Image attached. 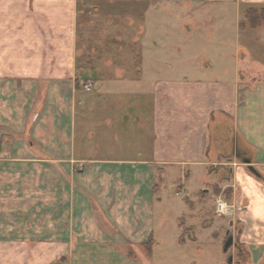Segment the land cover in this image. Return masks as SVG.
Instances as JSON below:
<instances>
[{
    "label": "crops",
    "instance_id": "1",
    "mask_svg": "<svg viewBox=\"0 0 264 264\" xmlns=\"http://www.w3.org/2000/svg\"><path fill=\"white\" fill-rule=\"evenodd\" d=\"M165 1L0 0V146L8 153L0 158V264H25L36 250L21 245L38 240L51 256L53 241L89 240L100 256L131 258L135 249L149 255L154 240L152 251L164 247L174 264L186 255V264H223L221 249L227 264H264V43L217 59L203 49L181 67L191 48L179 45L181 17L219 13L191 9L198 0H173L185 9ZM223 1L241 13L264 3ZM133 7L143 9L133 16ZM132 44L141 50L136 73L127 66ZM86 47L106 52L85 62ZM168 177L196 217L178 219L177 229L156 219ZM218 196L241 209L200 247L196 224L223 231V218L211 217ZM183 225L192 233L181 243ZM80 249L87 258L89 246Z\"/></svg>",
    "mask_w": 264,
    "mask_h": 264
},
{
    "label": "rangeland",
    "instance_id": "2",
    "mask_svg": "<svg viewBox=\"0 0 264 264\" xmlns=\"http://www.w3.org/2000/svg\"><path fill=\"white\" fill-rule=\"evenodd\" d=\"M158 7L162 8L161 5H159ZM164 7L168 9H171L174 7L185 9L188 6H186L185 2L183 1L177 2V1L169 0V1L164 2ZM190 7L191 9H195L200 12H214V13L217 12L219 13V15L217 17H212V16H208L204 14L200 17H196L195 18L196 21L192 20V18H189L188 16L181 17L182 27H181V32L178 37L179 45L184 49L187 44H189L191 47L189 49H185L184 50L185 52L181 54V57H182L181 65H183L181 67H184L188 59V56L200 53L203 49H205L206 53L211 58L217 59V58H225L226 57L225 53L238 54L239 51H241L240 53L242 55V54H246V51H247L246 49L249 47L250 49H258L259 46L263 47L261 45V42L264 43V27H260V29L262 30V32H260L261 34L257 33V31H254L259 28H252L254 30L248 29V30H245L244 32H239V23L244 22V26L240 27L241 30L242 29L244 30L246 28H251L250 23L246 19L245 11L251 8L257 9L259 11L264 10V3L258 4V5L245 4L243 6L244 8H242V13H241L240 8L237 5L231 4V3L228 4L227 2L223 0L222 1L218 0L216 2H207V1L198 0L194 2ZM142 9L143 8H140V7L138 8L133 7V10L137 11L136 14L132 13L133 16H136L138 14V11L139 10L141 11ZM243 9H244V12H243ZM131 19L134 22H136L139 18L132 17ZM262 24H264V18H263ZM188 27H190L191 30H189ZM110 36L113 37L114 35L112 33H109V34H106L105 38H109ZM257 37H260V39L259 38L257 39ZM102 43H104V41ZM87 44H90V46H92L95 43L93 42L92 39H90ZM119 44L121 43H118V45ZM124 45L126 46V42H124ZM103 46L104 44L101 45V47ZM131 47L133 49H131V52L130 53L128 52L129 54L127 53L126 56L128 57L131 55L134 61L131 60L130 63L127 64V66L131 72L136 73L137 66H139V63L138 61L135 60V58H137V56H140L141 50L139 46H136V44H132ZM162 50L163 51L160 50L158 52L160 56H164L166 54L165 49H162ZM104 52H106L104 48L96 49L93 47H90V48L86 47V49L80 50V54H83L82 56L85 59V62L88 57H96L97 55H102V53ZM110 52L118 53L120 51L112 48ZM119 55L122 56V51ZM113 56H115V54H113ZM252 56L255 57L254 55ZM228 58H230L229 55H228ZM257 65H256V62L255 63L252 62L250 66L255 68ZM84 66H86V64ZM223 66H224V63H223ZM258 67L261 68V66H258ZM83 83L85 84L87 82H83ZM88 84L91 85L90 83ZM7 154H8L7 151L2 146H0V158L2 157V155H7ZM0 162L2 164L4 163V161H0ZM76 163H77L76 168L83 169L85 166V162H79V163L76 162ZM3 168L4 167L0 166L1 170ZM227 168L225 169L228 171ZM178 178L184 179V175L182 174V172L178 176ZM159 180H160V177H156V181L159 182ZM159 183L162 184L161 181ZM177 183H178V180H176V177L167 178V181L162 186V189L164 191L162 195H160V197L163 198V203H161V205L158 206V208L156 209L157 210L156 219L158 220L160 216L164 215L165 217L168 218V220L170 221V224H172L173 228L175 229H177L178 227V219H181L179 221L182 224H184L186 220L189 221L188 223H190L191 222L190 220H194L196 218V217L191 216L193 214V209L189 205H187V203L185 202V201H188V198L180 196L179 193L175 194ZM189 184H192L195 186H194V189H190L191 193L188 194V197H190V199L194 201V203L197 204L199 202L198 201L199 193L197 191V194H195L196 184L194 182V177H192L191 182H189ZM159 190H155V193H154L155 196L160 194ZM218 197H216L214 201L215 205L214 207H212L211 217L213 218V220L223 218V223H222L223 231H221V229L217 225H215V227L212 230H207V228L205 229L203 228V227H206L205 224L203 225V227L196 224L197 227H196L195 232L204 241L200 245V247H203L204 244H208V241L211 238L212 239L215 238V236L210 235L211 237L206 240L205 238L207 237L208 233L209 234L215 233V234L222 235V233H224V231H226V229L229 227V220L234 219V218L236 219L237 214L240 210L239 208H241L239 205H236L235 203L230 202L228 198H227L228 200H226V198L220 196V198H224L227 201L228 206H230L232 209L230 210L229 214L218 213L216 211ZM175 222L177 224V227L175 226ZM184 226L185 225H183V227ZM186 229L188 228L185 226V230ZM201 232L205 234V236H203ZM191 233H192L191 230L188 231L185 237L186 236L191 237ZM169 235H170V239L172 242L170 241L168 243L172 245L174 242L172 239L173 236L172 234H169ZM47 245H49L48 242H44V240L32 241L30 242V246H28V244L21 245L22 248L29 249L31 252H34V250H36L35 254L33 253L34 255L32 257L30 258L22 257V259L25 260L26 262L25 264H60L62 262H64L63 264H174L173 255L171 254V252H168L167 249L165 250L164 247H159V246L154 247V250L152 251L153 254H151V256L147 254V249L144 248V249H139V250L135 249L136 250L135 252L138 256L136 255L131 258L130 257L122 258L120 256L114 255V253L109 254L107 252L105 255L100 256V254H103L102 253L103 251H101L100 248L98 249V251H96L95 244H93L89 240L53 241V244L50 245L52 256L49 254V251L45 248V246ZM81 246H89L90 248V249H86L84 252L85 254L89 253L87 258L85 259L80 258L81 255L77 257L78 251ZM64 248L66 250V253L65 255H61V252H63ZM204 250L206 249L204 248ZM207 250L210 251L209 248H207ZM202 251H203L202 249L199 250L200 253ZM220 251H221L220 252L221 262L223 261V264H227L228 254L224 253L223 249H221ZM120 252H122L121 249L117 250V253H120ZM167 252L169 253L167 254L168 256L166 255ZM164 255L166 256L164 257ZM213 256L215 259L217 256L216 251L213 252ZM130 260L132 262H129ZM187 260L189 261L190 257L186 255V257H183V258L181 257L178 260V262H176L175 264H186L188 263L186 262Z\"/></svg>",
    "mask_w": 264,
    "mask_h": 264
},
{
    "label": "trees",
    "instance_id": "3",
    "mask_svg": "<svg viewBox=\"0 0 264 264\" xmlns=\"http://www.w3.org/2000/svg\"><path fill=\"white\" fill-rule=\"evenodd\" d=\"M245 15H246V19L248 20V22L250 23V27L251 28H260V27H264V24H262L263 18H264V10H257V9H247L245 11ZM240 27L244 26V22L239 24ZM188 231H190V228L184 230L183 235L180 239L181 243L185 242V235L186 233H188ZM155 244L154 240H150L146 245L148 248V253L149 255L152 254V247Z\"/></svg>",
    "mask_w": 264,
    "mask_h": 264
},
{
    "label": "built area",
    "instance_id": "4",
    "mask_svg": "<svg viewBox=\"0 0 264 264\" xmlns=\"http://www.w3.org/2000/svg\"><path fill=\"white\" fill-rule=\"evenodd\" d=\"M83 87L86 91H91V89H92V87L86 83L85 84L83 83ZM221 206L223 207V210H221ZM231 209L232 208L230 206H228L227 201L224 198H220V196L217 198V209H216V211L218 213L229 214ZM239 209H241V208H239ZM63 263L64 262H62L60 264H63Z\"/></svg>",
    "mask_w": 264,
    "mask_h": 264
},
{
    "label": "clouds",
    "instance_id": "5",
    "mask_svg": "<svg viewBox=\"0 0 264 264\" xmlns=\"http://www.w3.org/2000/svg\"><path fill=\"white\" fill-rule=\"evenodd\" d=\"M221 210H223V207L221 206Z\"/></svg>",
    "mask_w": 264,
    "mask_h": 264
}]
</instances>
